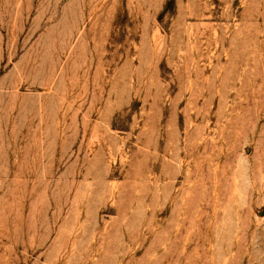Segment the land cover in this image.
Masks as SVG:
<instances>
[{
  "label": "rangeland",
  "instance_id": "1",
  "mask_svg": "<svg viewBox=\"0 0 264 264\" xmlns=\"http://www.w3.org/2000/svg\"><path fill=\"white\" fill-rule=\"evenodd\" d=\"M0 264H264V0H0Z\"/></svg>",
  "mask_w": 264,
  "mask_h": 264
}]
</instances>
